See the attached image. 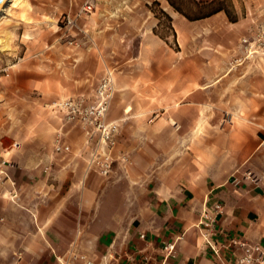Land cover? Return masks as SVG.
<instances>
[{
    "label": "crops",
    "instance_id": "obj_1",
    "mask_svg": "<svg viewBox=\"0 0 264 264\" xmlns=\"http://www.w3.org/2000/svg\"><path fill=\"white\" fill-rule=\"evenodd\" d=\"M86 1L94 3L93 11L82 10ZM59 2L51 0L50 13L60 9ZM254 2L262 0L235 7L242 12ZM65 3L95 20V28L90 26L95 35L108 32L118 45L137 40L136 60L206 65H198L197 75L171 70L132 75L129 85L117 87L129 96L112 104L118 113L107 119L130 126L126 140L132 144L129 152L121 146L112 151L128 155L132 166L117 163L114 179L100 185L84 177L94 167L87 168L90 149L81 147L82 123L65 114L60 119L56 109L42 117H17L18 105L34 99L35 88L46 87L39 71L21 65L13 75L22 82L10 78L7 91L0 81V161L9 162L8 178L0 182V264H60L70 250L96 264H234L243 249L231 239L264 246V59L256 55L249 65L243 58L246 66L237 69L232 61L242 44L238 28L254 26L249 16L242 12L233 20L220 10L192 20L169 0ZM153 3L171 16L176 49L156 32ZM242 33L249 35L248 29ZM164 48L170 52L163 55ZM210 64L213 73L206 70ZM58 135L66 149L56 150ZM216 203L221 210L212 239L220 255L199 224L204 211L214 214ZM168 242L175 249L166 257Z\"/></svg>",
    "mask_w": 264,
    "mask_h": 264
},
{
    "label": "rangeland",
    "instance_id": "obj_2",
    "mask_svg": "<svg viewBox=\"0 0 264 264\" xmlns=\"http://www.w3.org/2000/svg\"><path fill=\"white\" fill-rule=\"evenodd\" d=\"M83 1L81 0V3ZM173 1L185 13L186 17L192 20L208 16V13L221 3L229 11L233 20L242 17L243 12V16H249V21L254 26L249 28L241 26L238 28L237 32L240 35L239 38L242 44L239 53L232 60L233 69L240 68L243 65L246 66L247 61H243V58L250 59L249 65L256 63V60H253L256 55L264 59V0L259 4L254 2L252 4L254 6V8L252 7L253 10L242 6V12L237 11L236 2L239 5H246L245 1L247 0ZM50 2L51 0H44V3L40 4L39 0H8L4 7L0 9V75L5 74L4 78L0 80L2 85L7 91L10 78L20 84L22 79L13 74L15 71H20L22 66L32 67L39 71L38 73L43 76L46 85L45 88L34 89L32 93L34 99L24 100V103L18 105V118H25L27 115L42 117L48 111L52 113V110L56 109V116L62 119L64 114L66 117V112L55 103L66 98H79L82 99L83 103L92 102L96 97L95 90L98 84L103 78L108 77L113 85V93L110 97L106 121L111 122L114 120H108L107 117L119 109L118 105H115L112 109V104L118 103L117 99H124V97L129 96L128 94L117 93V87L129 85V77H132V75L143 76L145 73L150 72L152 74L161 70L191 71L197 75L198 72L202 71L198 65H206L203 62H191L176 67L175 62L171 60L166 63L136 60L134 55L138 51L137 40L126 45H118L113 42L108 32L101 36L99 34L95 35L96 31H92L90 28L91 24L95 28V20H90L87 15H84L85 13L81 14L71 10L70 7L66 6L65 0H60V9H55L53 10L55 13H50L49 11L53 9ZM90 3L94 5L92 2ZM42 6H45L48 12L39 14L38 8ZM151 9L158 19L155 27L156 32L164 36L170 42V45L176 49V36L171 16L158 3H153ZM67 16L71 18V22L67 21ZM245 19L248 21V18ZM246 29H248L249 35L242 36V32ZM237 32H234V37H236ZM95 37L99 42L95 43ZM210 50L211 48L205 47L204 53L210 54ZM169 52L164 48L162 53L165 55ZM23 57H26L23 60L24 63L20 64V58ZM228 64L231 66L232 62ZM214 69L213 64L206 67V70L210 73H213ZM49 73L52 75L51 79H49ZM89 87L94 90L89 89ZM10 96L12 95L6 93V100L11 98ZM115 98L116 100H114ZM115 123L117 126L111 131L112 142H109L108 149L106 148L105 151L110 153L113 159L111 171L104 175L93 169L86 174L88 176H84L96 178L95 181L97 180L98 185L101 182L107 183L114 179L112 171L117 163L132 166L128 155L112 151L115 146H121L122 149L129 152L128 146L132 142H128L126 139H128L127 135L131 132V127L120 125L116 120ZM73 134L72 140H75V133ZM83 136L81 137L82 143L80 142L81 147L84 146L90 149L87 160L88 165L95 148H97V134L90 141L87 140L86 134L85 137ZM75 147L71 146L68 152L71 153V149L73 150ZM92 173H94L93 176H91ZM89 199L94 201L95 193L90 194ZM107 208L109 211L112 210L110 203Z\"/></svg>",
    "mask_w": 264,
    "mask_h": 264
},
{
    "label": "built area",
    "instance_id": "obj_3",
    "mask_svg": "<svg viewBox=\"0 0 264 264\" xmlns=\"http://www.w3.org/2000/svg\"><path fill=\"white\" fill-rule=\"evenodd\" d=\"M94 5L86 1L83 5L82 10L86 12L93 11ZM67 21L71 22V18L67 16ZM95 99L89 103H83L82 99H71L66 98L55 103L58 107L66 112V118L69 121H76L83 124L85 133L87 135V140H93L94 136L97 134V148H95L89 162L88 169L94 167L100 174H108L111 171V165L113 162L110 153L105 152L108 149L109 142H112L111 131L116 128L115 121H106V114L109 107L110 97L113 93V85L110 78H103V80L98 84L95 90ZM66 149L64 144L61 143V135L56 138V150L60 151ZM107 148V149H106ZM9 162L6 160L0 161V182H3L8 178V172L6 166ZM5 177V179H4ZM14 183L13 181H11ZM11 197H15L16 194L9 192ZM221 210V204L216 203L214 214L209 211H204L199 224L206 231L203 232L205 235V240L209 243L214 252L220 255V250L217 248L212 237L217 233L215 224L217 222V214ZM3 221V217L0 216V223ZM142 236H144L142 234ZM230 244L238 245L243 249V253L236 257L234 264H264V246L259 243H249L246 241H241L238 239H231ZM166 251V257L172 256L174 254L175 244L166 243L163 246ZM71 261V262H70ZM96 264L94 260L88 258L85 254H79L74 250H70L68 259H60V264Z\"/></svg>",
    "mask_w": 264,
    "mask_h": 264
},
{
    "label": "trees",
    "instance_id": "obj_4",
    "mask_svg": "<svg viewBox=\"0 0 264 264\" xmlns=\"http://www.w3.org/2000/svg\"><path fill=\"white\" fill-rule=\"evenodd\" d=\"M169 2L171 3V5H173L176 9L182 11L181 9H179V7L174 3L173 0H169ZM220 10H225L226 13L228 14V16L231 18V15L229 14V11L224 7L223 3H221L219 6L215 7L214 9H212V11L210 13H208L209 15L210 14H213L217 11H220ZM165 13V12H164Z\"/></svg>",
    "mask_w": 264,
    "mask_h": 264
},
{
    "label": "bare ground",
    "instance_id": "obj_5",
    "mask_svg": "<svg viewBox=\"0 0 264 264\" xmlns=\"http://www.w3.org/2000/svg\"><path fill=\"white\" fill-rule=\"evenodd\" d=\"M8 0H1L0 1V9H2L5 5V3L7 2Z\"/></svg>",
    "mask_w": 264,
    "mask_h": 264
},
{
    "label": "water",
    "instance_id": "obj_6",
    "mask_svg": "<svg viewBox=\"0 0 264 264\" xmlns=\"http://www.w3.org/2000/svg\"><path fill=\"white\" fill-rule=\"evenodd\" d=\"M1 1V0H0Z\"/></svg>",
    "mask_w": 264,
    "mask_h": 264
}]
</instances>
